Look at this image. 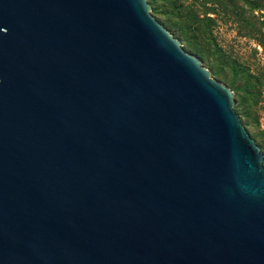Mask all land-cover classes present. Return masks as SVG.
Listing matches in <instances>:
<instances>
[{
	"label": "water",
	"instance_id": "1",
	"mask_svg": "<svg viewBox=\"0 0 264 264\" xmlns=\"http://www.w3.org/2000/svg\"><path fill=\"white\" fill-rule=\"evenodd\" d=\"M148 0H0V264H264V153Z\"/></svg>",
	"mask_w": 264,
	"mask_h": 264
},
{
	"label": "trees",
	"instance_id": "2",
	"mask_svg": "<svg viewBox=\"0 0 264 264\" xmlns=\"http://www.w3.org/2000/svg\"><path fill=\"white\" fill-rule=\"evenodd\" d=\"M241 1L244 4L239 0H148L153 13L160 18L152 16L183 42V49L205 62L214 78L228 82L239 102L237 114L264 153L259 135L250 131L251 125H258L257 107L263 101L264 69L253 74L228 55L215 36L218 18L229 17L240 26L241 35L254 39L264 51V0ZM256 11L261 15L255 16Z\"/></svg>",
	"mask_w": 264,
	"mask_h": 264
},
{
	"label": "rangeland",
	"instance_id": "3",
	"mask_svg": "<svg viewBox=\"0 0 264 264\" xmlns=\"http://www.w3.org/2000/svg\"><path fill=\"white\" fill-rule=\"evenodd\" d=\"M239 1L241 4H244L241 0ZM198 4L202 6L200 2ZM151 14L156 16L158 19L160 18V15L153 13V11H151ZM254 14L255 16H260L261 12L256 11ZM239 29L240 26L235 23L234 19L229 17H219L215 27V36L219 45L228 55L247 66L253 74H257L259 71L264 69V51L254 39H250L241 35ZM170 33H172L174 38L179 40L181 45L184 46L183 42L178 39L177 36L173 34V32ZM202 66L209 70L208 65L205 64V62H202ZM211 77L228 86V82L223 80L219 81V79L214 78L212 75ZM262 100V103H260L257 107L258 125L256 127L251 125L250 131L254 135H259L258 140L264 145V94ZM235 102L236 105L234 108L237 109L239 102L237 101L236 96Z\"/></svg>",
	"mask_w": 264,
	"mask_h": 264
}]
</instances>
